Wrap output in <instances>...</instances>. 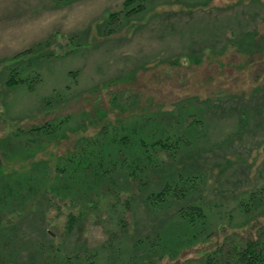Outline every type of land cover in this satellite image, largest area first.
<instances>
[{
    "label": "rangeland",
    "instance_id": "rangeland-1",
    "mask_svg": "<svg viewBox=\"0 0 264 264\" xmlns=\"http://www.w3.org/2000/svg\"><path fill=\"white\" fill-rule=\"evenodd\" d=\"M123 3L0 0V264H238L264 240V0ZM98 152L115 186L81 195ZM61 167L75 198L43 182Z\"/></svg>",
    "mask_w": 264,
    "mask_h": 264
},
{
    "label": "trees",
    "instance_id": "trees-1",
    "mask_svg": "<svg viewBox=\"0 0 264 264\" xmlns=\"http://www.w3.org/2000/svg\"><path fill=\"white\" fill-rule=\"evenodd\" d=\"M135 0H124L123 5L125 7H127L128 5L131 4V2H133ZM23 80V79H22ZM18 81H21L20 79H16L14 78L12 75H9L8 79L6 80V84L8 86H12L14 84H16ZM153 144H158L160 145L161 148L165 149L166 148H173L172 144L167 140H162V139H157L155 142H153ZM153 144L151 143V145L153 146ZM141 146H144V143H141ZM80 152V151H79ZM84 153H88L89 155H93V151L92 150H85ZM101 152H98V155L96 156V158L93 159V163L89 161V163H83L81 162V160L78 161V164H82V167L76 171H78L79 173H84V172H90L92 171L93 174H89V177L87 178H83V186L84 188H81L82 190V194L90 192L93 189L92 183L91 185H86V182L91 183L92 179L93 182L97 181L96 184H102L103 181H108L111 182L109 183V185L111 186H115V184L112 182V179L108 176H102V170L103 167H105V164L100 162L101 161ZM149 158V156H147V159ZM108 165L109 162H106ZM103 164V167L102 165ZM76 165L73 166V168ZM109 167L111 168V170H113L115 168V166L113 165H109ZM99 169V171H96V169ZM109 168V169H110ZM62 171H64V168H59L58 172L56 173L57 177H52L50 174H48V176H46L43 179V182L48 184V180L51 182H54L53 184L51 183L49 185V191L51 193L54 192V190L57 189V191L62 192V194L64 195H68L72 198H75V195L77 197L76 193V189L78 188V184H79V179L76 178L75 174L74 176L72 174H70L69 176L66 177V179L62 182L61 177H59L62 174ZM135 171V170H134ZM75 172V171H74ZM92 177V178H91ZM94 177V178H93ZM82 186V187H83ZM68 190V193L67 191ZM176 190H177V186L176 184H171V183H166L160 190H158L157 192L153 193V194H149L147 196V198H150V196H153V201H150L149 204H151V206H155V207H161L163 206V204L168 203L173 201L174 197L176 196ZM35 191V190H34ZM128 201V200H126ZM177 219L181 220L182 222H184L186 225L188 226H193V224L195 223H199V228L197 229L200 230L202 229L201 227V223L205 222L206 223V216L202 210V207L198 204H183L181 205V207L177 210ZM68 220L66 222V227H67V232L70 233L73 227V223H74V218L69 215ZM119 219H123L122 217H119ZM202 221V222H200ZM120 223V222H119ZM121 225V223H120ZM198 225V224H197ZM188 231V229H186ZM190 232H192V230H190ZM194 232V231H193ZM196 232V231H195ZM44 234H46V232H44ZM192 237H195L196 234L192 233L191 234ZM95 255V254H94ZM235 261L238 264H264V240H261L259 242H245L244 244V248L236 251V255L234 256ZM89 264H97L96 261H90Z\"/></svg>",
    "mask_w": 264,
    "mask_h": 264
}]
</instances>
